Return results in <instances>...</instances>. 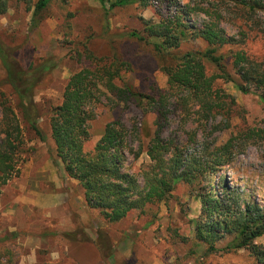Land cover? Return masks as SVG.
Segmentation results:
<instances>
[{
	"label": "rangeland",
	"instance_id": "obj_1",
	"mask_svg": "<svg viewBox=\"0 0 264 264\" xmlns=\"http://www.w3.org/2000/svg\"><path fill=\"white\" fill-rule=\"evenodd\" d=\"M39 1L14 0L9 11L0 15V42L19 68L28 69L46 60L56 64L35 90L45 137L41 139L23 120L16 96L3 83L5 70L0 60V91L17 108L25 134L17 174L0 187V264H258L247 251H226L232 242L228 235L217 244L218 251L209 255L194 233L195 221L202 215L201 194L213 187L214 179H225L227 186L248 201L264 205V146L249 144L242 155L235 156L232 167L194 184L180 181L165 202L110 223L87 205L83 188L66 173L51 138L52 110L61 104L70 78L83 69L111 66L119 70L118 86L128 85L153 96L165 93L169 81L164 69L175 66L178 57L188 52L205 51L206 43L191 40L180 49L159 53L154 40L140 41L130 33L145 35V20L158 22L175 16L185 5L194 7L196 0H149L147 7L136 4L112 11L96 0H52L35 16ZM221 10V27L237 43L218 52L223 69L205 62L206 70L209 75L225 71L238 81L234 53L243 51L264 62V13L251 21L241 7L225 4ZM185 21L204 29L209 18L193 12ZM216 87L236 100L230 128H224L222 117L207 127L200 126L195 117L186 116L179 107L172 108L163 137L179 144L188 157H201L239 131L262 125L264 105L256 89L251 87L249 94H243L225 79L217 80ZM115 121H120L129 135L124 171L143 185L142 173L151 164L145 150L155 133V115H146L132 105L104 101L96 108L86 149L92 150L106 125ZM223 182L219 191L224 190ZM238 206L244 207V201ZM102 232L108 236L109 250L100 238ZM258 243L264 245V236Z\"/></svg>",
	"mask_w": 264,
	"mask_h": 264
},
{
	"label": "trees",
	"instance_id": "obj_2",
	"mask_svg": "<svg viewBox=\"0 0 264 264\" xmlns=\"http://www.w3.org/2000/svg\"><path fill=\"white\" fill-rule=\"evenodd\" d=\"M13 1L0 0V15L9 11ZM51 1L40 0L35 16L44 11ZM96 1L109 11L136 4L149 6V0ZM216 2L196 0L194 7L185 5L175 16L162 17L158 22L145 20V35L136 31L130 33V37L140 41L154 40V49L159 53L180 49L182 44L191 40L206 43L205 51L188 52L178 57L175 66L164 69L169 81L165 93L153 96L128 85L118 86L116 80L120 79L119 70L111 66H96L75 73L65 88L61 104L52 110L50 130L57 157L66 173L83 188L87 205L99 210L110 223L121 222L132 212L144 211L148 206L165 202L180 181L194 184L209 176H216L225 167H232L235 156L242 155L249 144L264 146V120L261 126L239 131L226 143L214 146L201 157L186 156L179 144L163 137L174 107L182 109L188 117H195L200 126L207 127L222 117L224 128H230L237 103L234 97L216 87L219 79L233 82L243 94H249L253 87L259 92L264 105L263 61L255 60L243 51L234 53L232 59L234 67L238 69V81L222 70V74L209 75L205 65V62H211L223 69V57L218 52L227 45L237 43V39L227 36L221 27L223 5L241 7L246 10L251 21H255L259 13H264V0ZM204 4L208 7H204ZM193 12H202L209 18L204 29L193 28L185 21L188 14ZM0 60L5 70L3 83L16 96L23 120L39 138L44 139V132L39 125L41 116L35 102V90L44 77L54 70L55 62L46 60L32 64L28 69H21L1 42ZM104 101H111L117 106L132 105L146 115H155V133L145 150L151 164L142 173L143 185L135 175L124 171L129 135L120 121L107 124L94 148L86 149L91 138V123L96 118V108ZM0 136L2 187L17 174L25 146L24 128L17 108L2 91ZM222 180L224 190L219 191ZM201 199L202 215L195 221L194 238L206 246L207 254L217 252V244L228 235L232 242L226 251H247L258 264H264V245L258 243L264 236V205L248 201L238 191L227 186L225 179H214L213 187L202 193ZM242 201L244 207L239 208V202ZM100 238L105 240L109 250L107 234L102 232ZM107 255L111 257L110 251Z\"/></svg>",
	"mask_w": 264,
	"mask_h": 264
}]
</instances>
